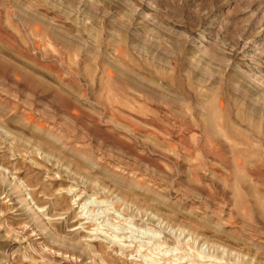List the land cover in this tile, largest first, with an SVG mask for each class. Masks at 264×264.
I'll use <instances>...</instances> for the list:
<instances>
[{"label":"rangeland","instance_id":"374dc122","mask_svg":"<svg viewBox=\"0 0 264 264\" xmlns=\"http://www.w3.org/2000/svg\"><path fill=\"white\" fill-rule=\"evenodd\" d=\"M0 264H264V0H0Z\"/></svg>","mask_w":264,"mask_h":264}]
</instances>
